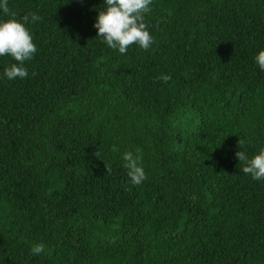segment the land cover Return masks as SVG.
Listing matches in <instances>:
<instances>
[{"label":"trees","instance_id":"1","mask_svg":"<svg viewBox=\"0 0 264 264\" xmlns=\"http://www.w3.org/2000/svg\"><path fill=\"white\" fill-rule=\"evenodd\" d=\"M8 6L41 19L27 77L0 56V264H264V179L235 156L264 148V0H152L125 54L104 0Z\"/></svg>","mask_w":264,"mask_h":264},{"label":"clouds","instance_id":"2","mask_svg":"<svg viewBox=\"0 0 264 264\" xmlns=\"http://www.w3.org/2000/svg\"><path fill=\"white\" fill-rule=\"evenodd\" d=\"M151 2L152 0H104V7L98 11L94 24L97 36L101 37L109 47L118 49L121 54H125L129 46L134 43L142 49H148L153 43V37L145 23V14L150 11ZM0 11L11 17L0 20V56L10 55L17 62L6 68L4 75L9 80L25 78L28 73L24 62L31 60L37 50L25 24L41 18L35 13H28L22 21L15 19L16 14L10 10L8 0H0ZM255 61L264 71V49L258 51ZM159 79L167 82L171 77L164 74ZM239 143L243 145L245 141H239ZM112 150L116 151V146H113ZM95 155L97 156L96 153ZM235 156L238 161L242 162V171L245 174L251 175L255 180L264 179V148L251 158L243 151H236ZM123 160L133 185H138L147 178L140 155H134L128 151L123 154ZM105 168L111 171L107 166ZM43 251V244H38L32 249L34 255Z\"/></svg>","mask_w":264,"mask_h":264}]
</instances>
